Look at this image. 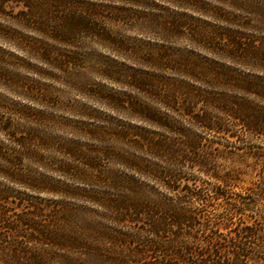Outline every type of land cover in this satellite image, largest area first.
Instances as JSON below:
<instances>
[{
	"label": "rangeland",
	"instance_id": "rangeland-1",
	"mask_svg": "<svg viewBox=\"0 0 264 264\" xmlns=\"http://www.w3.org/2000/svg\"><path fill=\"white\" fill-rule=\"evenodd\" d=\"M233 37L264 42V0H0V190L19 241L32 230L19 216L47 225L73 211L110 237L106 211L82 192L113 194L88 179L132 174V157L180 172L181 186L212 199L184 197L192 212L263 215L260 162L247 154L257 143L230 136L241 129L220 111L226 95L256 100L224 78L248 69L224 51ZM187 104L214 126L190 119ZM135 138L177 148L157 159ZM192 140L198 152L183 144ZM226 174L233 184L215 198ZM140 180L154 198L182 192Z\"/></svg>",
	"mask_w": 264,
	"mask_h": 264
},
{
	"label": "trees",
	"instance_id": "trees-1",
	"mask_svg": "<svg viewBox=\"0 0 264 264\" xmlns=\"http://www.w3.org/2000/svg\"><path fill=\"white\" fill-rule=\"evenodd\" d=\"M224 51L248 68L224 76L228 87L256 100L226 95L220 111L241 129L239 133L227 129L230 136L251 137L257 143L248 147L247 154L260 162V191L264 198V42L245 44L233 37ZM187 105L185 114L190 119L208 128L214 126L211 113H193ZM218 125L222 126L220 121ZM221 129L226 130L225 126ZM135 142L141 147L146 145L151 152L154 150L157 159L177 148L165 140L135 138ZM183 144L193 153L199 150L197 140ZM125 165L132 174L106 176L98 171L88 179L112 188L113 194L82 192L84 198L106 211L113 225L105 229L110 237L90 222L80 223L72 210L66 215H53L47 225L37 223L34 214L19 216L18 223L32 229L20 242L17 227L8 221L9 213L0 190V264H264V213L253 221L234 220L237 210L226 208L227 213L219 218L205 217L187 208L184 197L192 196L204 205L212 199L188 186V181L181 186L180 172L162 169L156 162L136 157L128 158ZM92 168L97 171L95 165ZM143 176L167 191L182 192L174 201L151 197L154 189L142 183ZM218 179L222 186L215 191V198L225 195L220 188L233 184L229 174Z\"/></svg>",
	"mask_w": 264,
	"mask_h": 264
}]
</instances>
